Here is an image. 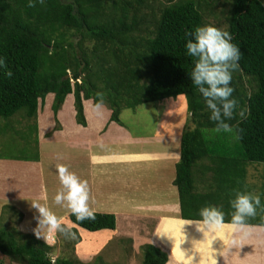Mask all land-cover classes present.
<instances>
[{
    "label": "trees",
    "instance_id": "trees-1",
    "mask_svg": "<svg viewBox=\"0 0 264 264\" xmlns=\"http://www.w3.org/2000/svg\"><path fill=\"white\" fill-rule=\"evenodd\" d=\"M223 3L230 6L227 32L242 53L230 85L238 104L227 121L239 130V140L215 132L211 113L190 78L194 58L185 54L186 34L206 26L207 17L216 15ZM0 57L13 73L8 77L0 69V117L8 122L23 111L26 119L38 121L49 95H54L58 123L60 110L73 95L76 122L83 127L88 125L84 102L95 105L97 93L104 94L110 121L117 124L125 110L185 96L193 127L181 136L174 181L182 220H200V210L211 205L222 208L225 224H230L236 192L256 191L248 184V170L254 163L264 165L262 0H45L35 7H28V0H0ZM23 160L37 163L40 156ZM8 211L18 224L24 221V214L11 205L3 208L1 220ZM95 216L79 222L71 214L70 221L93 233L117 229L115 215ZM243 226L264 227V211L257 209ZM142 249L143 264H168L162 249L151 244ZM52 251L33 234L0 228V255L19 264H83L53 260Z\"/></svg>",
    "mask_w": 264,
    "mask_h": 264
},
{
    "label": "rangeland",
    "instance_id": "rangeland-1",
    "mask_svg": "<svg viewBox=\"0 0 264 264\" xmlns=\"http://www.w3.org/2000/svg\"><path fill=\"white\" fill-rule=\"evenodd\" d=\"M229 9V3H223L218 6L216 15L207 17L206 26L210 25L227 31ZM51 96H48L45 108H40L41 112L39 111L38 121L26 119L24 117L25 111L9 121L10 124L0 117V132L2 131V135L0 136V161H5V163H0V191L1 195H8L6 197L2 196L3 198L10 199L5 200V202L0 201V218L2 217L3 207L9 205L15 206L25 215L24 221L18 224L16 221L17 217L12 216L11 211H8V215L3 220L0 219V228H16L25 234H33L44 242L50 241L47 244L53 247L51 253L53 260L62 257L79 260L83 264H143L144 253L142 248L153 237L150 233L152 232V223L144 220L140 222V218H136V216H128L119 212L117 215V229L115 231L104 230L93 233L73 224L70 221V210L54 203L56 194L62 188L57 170L60 165L69 167L70 171L88 183L90 207L94 198H97V194L100 198L104 194L107 197H111L114 194L113 190L116 193L123 190L126 177L132 174L125 169H111L107 173L106 167L96 168L95 180L93 181L92 175L88 171V167L91 168L90 165H87L89 163L88 158L85 156L86 158L82 159L84 158L81 155L82 151L74 150L75 146L72 144L70 137L58 135L59 137H56L53 141H45L46 134L51 136L57 126L61 128L60 122H57L53 110L49 105ZM69 97L73 102L75 101L73 95ZM92 105H94L93 101H89V109ZM106 110L108 113L109 109L106 108ZM88 113L90 116L92 115L90 110ZM74 114L75 108L73 110V107H70V105L64 110L62 121L66 131L73 130L72 120H74ZM121 120L134 136L144 137H155L173 133L182 134L190 127H193L185 96L144 105L135 110H125L122 113ZM36 126L38 129L43 128L44 132H49L42 137L40 130L39 133L36 132ZM152 148L155 149L154 151H158L161 149V146L152 145ZM147 149H150V146H147ZM38 155L40 156V161L37 163H40V166L34 164V167H30L32 166L31 163L36 162L21 161L22 159H34ZM77 163H80L79 167ZM158 169V166H156L152 167L149 171L138 172L136 173V179L138 182L143 180L147 186H150L151 182L155 180L152 174L156 175ZM140 175L142 176L140 177ZM163 182L167 183L165 180ZM248 184L250 188L256 189L253 192L254 195H259L260 198L264 199V193L261 194L264 192L263 164L254 163L250 165ZM6 185L10 186V188H7ZM43 194L46 195V199L44 200L42 198ZM113 197L111 198L113 199ZM134 199L144 200L143 197L138 195L134 196ZM155 199L159 200L155 196L150 200ZM116 200L118 201V199ZM34 201H39L42 205L48 207L58 218L64 217L63 219L66 221L62 220L61 224L65 227L66 231L64 233L51 232L52 235L50 234V236L48 235L49 232L45 230L38 237L36 229L38 227L37 218L39 213L32 207V202ZM119 203L121 207L125 204L122 201ZM109 205H112V203H109ZM133 221L137 222L136 225L139 224L136 233H127L128 229H130L128 225H132ZM184 223L187 222L177 220V226L171 222L170 224L174 226L173 228L169 223H165L164 227L176 230L175 227L180 229ZM192 227L194 228V226ZM183 229L187 230L172 231L171 235L166 233L164 236L168 241L177 238L175 246L170 242L171 248L176 254L175 257L177 259L184 258L185 254V258H192L195 256L194 253L200 255L201 258L203 254L207 256L208 250H205L204 246L200 248L203 251L199 254L197 249H194L191 245L192 237L194 236L189 231L188 225L184 224ZM224 230L231 233L234 231V228L225 227L215 233H219L220 235H216V237H222ZM199 232L200 230L196 231V233ZM186 233L190 236H187ZM77 240L79 244L75 245ZM206 246L210 247L209 243ZM0 264L19 263L0 255Z\"/></svg>",
    "mask_w": 264,
    "mask_h": 264
},
{
    "label": "crops",
    "instance_id": "crops-1",
    "mask_svg": "<svg viewBox=\"0 0 264 264\" xmlns=\"http://www.w3.org/2000/svg\"><path fill=\"white\" fill-rule=\"evenodd\" d=\"M53 102L54 95L51 96L49 103L51 108ZM74 103L75 102L69 97L60 110L58 120L61 129L59 131H56L55 128L52 132L53 135L51 134V136H48L49 134L47 135L46 133L49 131L44 132L43 128L39 129L42 137L46 134L45 141H53L56 137H59L58 135H66L67 138L70 137L72 144L75 146L74 150L82 151L81 155L84 156L82 159L88 158L89 163L87 165H90L91 168L87 167L89 173L92 175L93 181L95 180L96 168L106 167L107 173L110 172L111 169H125L132 174L126 177L123 190H120L119 193L113 190L114 194H112L111 197L116 194L113 199L107 197L106 194L100 198L97 194V198H94L91 205L95 213L113 214L117 217L118 213L121 212L124 215L140 218V222L144 220L148 223H152V232L150 233L153 237L147 244L154 245L168 253V264H184V258L177 259V257H175V252L171 248V244L175 246L177 238L168 241L167 238L164 237L166 233L170 234L172 231L187 230L183 229L184 224L188 225L189 231H191V234L194 236L192 237L191 244L194 249H197L199 254L203 251L200 250L202 246H204L203 248L205 250H208L207 256H204V254L202 255L203 260L200 255L194 253L195 256L189 258L192 264H213V261H215V264H264V227L238 226L235 227L234 231L231 233L224 230L222 237H216V235L220 236L219 233L215 235L205 234V236L202 231L196 233V231L199 230L196 223H184L181 225L180 229L175 227L176 230H170L168 227H164L165 223L170 224L172 222L177 226V220L184 221L180 218L181 207L179 193L174 185L176 166L181 159V136L183 133L165 134L155 137L134 136L123 122L117 124L110 121L111 111L108 110L109 112L107 113L106 106L103 107L106 113L102 109L101 114L98 115L96 111H94V105L90 106L89 109V101L84 102L88 123L87 127L80 126L77 122V124L75 123V110V117L74 120H72L73 130L66 131L62 121V115L69 105L73 107L74 110ZM44 108L45 106L43 109ZM89 110L92 114L91 116L88 113ZM108 117L110 118L108 119ZM101 144L104 146L103 149L100 147ZM152 145L161 146V149L154 151L155 149L152 148ZM147 146H150V149H147ZM106 148L108 149L106 150ZM93 156L103 157L105 160L103 162L98 160L94 163ZM0 163H5V161H0ZM34 164L41 165L40 163H31L32 166L30 167H34ZM77 164L79 167L80 163ZM156 166H158L159 169L156 171V175L152 174L155 180L151 182L150 186H147L143 180L138 182L136 173L149 171L152 167ZM142 175H140V177ZM172 175L173 177H171ZM164 180L167 183H164ZM6 186L10 188V186ZM136 195L143 197L144 200L134 199ZM2 196L6 197L8 195H1L0 191V201L5 202V200H10ZM153 196L157 197L159 200H150ZM42 198L43 200L46 199V195L43 194ZM116 199H118V201ZM121 201L125 202L123 207L120 206L119 202ZM109 203H112V205H109ZM63 218L64 217L59 218L60 222L65 220ZM184 222L188 223L192 221ZM136 224L137 222L133 221L132 225H128L130 229H128L127 233L135 234L139 226V224ZM227 225L229 224H226V227ZM192 226H194V228ZM173 227L174 226H172V228ZM50 234L51 233L48 235ZM186 234L190 236L188 233ZM48 242L50 241L46 243ZM207 243H209L210 247L206 246Z\"/></svg>",
    "mask_w": 264,
    "mask_h": 264
},
{
    "label": "clouds",
    "instance_id": "clouds-1",
    "mask_svg": "<svg viewBox=\"0 0 264 264\" xmlns=\"http://www.w3.org/2000/svg\"><path fill=\"white\" fill-rule=\"evenodd\" d=\"M264 2V0H262ZM44 5L45 0H28V7L36 4ZM185 54L194 58V66L190 73L193 85L204 99L207 109L210 111V120L215 123V132L233 134L234 139L239 140V130L234 129L227 123L234 118L237 108V100L233 98L234 88L231 87L232 74L239 69V61L242 53L240 48L232 43L233 37L227 32L214 26H200L194 32L187 33ZM0 69L5 70V75L11 77L13 73L7 69L5 57H0ZM105 96L97 93V102L94 111L99 115L104 107ZM103 149V144L100 145ZM103 162L105 158L93 156V162ZM58 176L61 190L56 194L54 203L67 208L79 222L95 220V212L90 207V190L88 183L80 179L65 165L58 166ZM232 220L227 227L243 226L249 217L257 215V209L264 211L259 195L237 191L235 198L230 201ZM32 207L39 213L36 235L47 230L51 232L64 233L65 227L60 219L39 201L32 202ZM201 219L189 223H196L199 230L208 235H215L219 230L226 227L225 214L222 208L206 206L200 210ZM184 264H192L185 258ZM215 264V261H213Z\"/></svg>",
    "mask_w": 264,
    "mask_h": 264
}]
</instances>
